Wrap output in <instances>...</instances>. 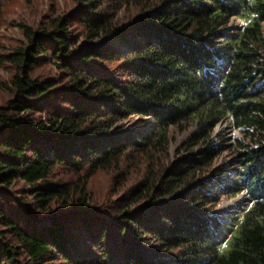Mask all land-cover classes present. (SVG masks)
<instances>
[{
	"label": "trees",
	"instance_id": "1",
	"mask_svg": "<svg viewBox=\"0 0 264 264\" xmlns=\"http://www.w3.org/2000/svg\"><path fill=\"white\" fill-rule=\"evenodd\" d=\"M7 1L0 264H264V0H76L6 52ZM226 119L242 138L224 146ZM142 165L109 211L87 191L112 171L119 192ZM241 193L240 216L214 213Z\"/></svg>",
	"mask_w": 264,
	"mask_h": 264
},
{
	"label": "rangeland",
	"instance_id": "2",
	"mask_svg": "<svg viewBox=\"0 0 264 264\" xmlns=\"http://www.w3.org/2000/svg\"><path fill=\"white\" fill-rule=\"evenodd\" d=\"M76 6V0H8L2 5V41L6 46V52L13 51L25 43V36L23 29L20 25H26L32 27L35 31L40 30V26L46 24L49 20L57 17L58 15H66L73 11ZM130 15L125 10L122 11L120 18L122 23ZM244 24L240 18L233 17V26H242ZM263 33H264V23H263ZM107 43L118 46L121 50L125 48L124 44H119L114 40L107 39ZM15 69L13 65L7 64L0 68V83H9ZM39 74L44 75H56L57 72L53 69L50 64H45L38 70ZM9 94L4 90L0 89V102L4 103L5 100L9 98ZM139 119L137 116H131L127 122L131 127L136 126V121ZM176 140L172 144L171 153L172 155L177 150V147L186 137L185 133L175 134ZM213 138L218 144H223L224 146L232 145L234 140L237 138H242L240 132L233 128L231 121L222 120L214 129ZM230 148V147H229ZM224 149L221 152V156L218 158L217 162L227 161L232 157L230 149ZM145 166L142 165L140 170L137 171L133 168L129 170L130 174L129 180L124 188H119V192L114 188V178L116 174L114 172L97 171L95 175L90 179L87 191L92 195L93 201L100 204V208L104 210L108 209L111 205H106L105 203L110 202L113 198L114 200L119 197L120 194L127 191L131 186L142 181L145 178ZM61 174H58L59 180L65 182L75 181L76 178L66 172L65 170L59 169ZM124 170H127V165H124ZM25 188L23 183H19L13 188V192L21 193ZM226 188V187H225ZM22 195V193H21ZM31 200V198H29ZM250 205L248 195L241 193L237 196H220V201L218 206L214 209V213L220 215L221 217L229 215H241V212ZM56 204L54 209H59ZM106 211H109L106 210ZM222 236H227L222 232Z\"/></svg>",
	"mask_w": 264,
	"mask_h": 264
}]
</instances>
